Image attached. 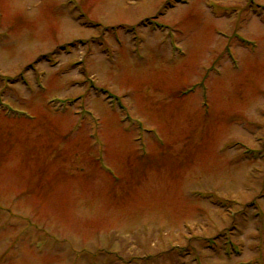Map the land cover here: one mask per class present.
Segmentation results:
<instances>
[{"label":"rangeland","instance_id":"374dc122","mask_svg":"<svg viewBox=\"0 0 264 264\" xmlns=\"http://www.w3.org/2000/svg\"><path fill=\"white\" fill-rule=\"evenodd\" d=\"M0 264H264V0H0Z\"/></svg>","mask_w":264,"mask_h":264}]
</instances>
